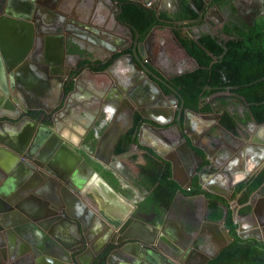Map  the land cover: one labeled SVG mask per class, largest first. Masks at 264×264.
<instances>
[{
    "label": "crops",
    "instance_id": "0c3cea01",
    "mask_svg": "<svg viewBox=\"0 0 264 264\" xmlns=\"http://www.w3.org/2000/svg\"><path fill=\"white\" fill-rule=\"evenodd\" d=\"M114 12L115 6L107 0H5L0 7V57L6 61L11 57L7 64L21 57L22 51L30 45V35L22 31V22L33 27V45L26 59L30 63L19 70L24 84L21 88L17 85V88L23 96L18 93L17 97L26 106H48V103L51 106L45 96L55 82L48 80V76L61 72V68L64 72L82 76L79 101L84 104L80 108L83 113L69 119L87 134L82 138L78 133L72 134L73 150L124 199H130L131 204L138 203L141 207L149 195L136 184L140 167L145 163L146 149L163 168L169 167L170 178L181 191H188L194 179L200 185L198 173L201 171L204 186L200 187L203 191L210 193L220 187L232 195L239 185L264 169V124L250 121L245 125L239 124L236 134L225 132L216 115L221 116L218 111L223 107L219 101L223 99L228 100L230 105L226 109L232 112L228 94L220 97L217 105L214 97L207 100L211 113L186 111L179 115V108L173 107L178 104L176 97L166 95L162 100L144 73L137 72L132 61L134 36L115 20ZM152 34L150 43L156 41L154 31ZM160 39L167 54L179 63L181 55L178 49L186 52L173 34L163 33ZM108 58H113L110 74L104 75L94 69L96 63L107 62ZM163 62L160 60L164 72L173 75ZM1 64L4 65L3 60ZM194 64L193 69L185 72L195 70ZM72 102L76 103L73 99ZM237 103L238 106L243 105L239 100ZM51 108L53 112L57 110L55 106ZM135 116L142 121L136 133L137 144L117 154L118 141L133 127ZM17 121L14 120V125L4 124L3 130L0 128V137L9 141L23 133L27 123ZM90 136L93 141L89 140ZM185 141L191 151L185 147ZM1 148L6 147L0 144ZM5 158L6 154L0 155V169L8 167ZM210 163L212 169L207 170ZM49 174H46L47 178H53ZM101 191L104 199L95 196L99 208L107 219L117 224L122 217V207H127V204L117 195L102 188ZM49 192V185L45 189L39 187L35 197L46 201ZM176 199L182 204H199L198 215H204L201 197L179 194ZM181 208V211L177 208L174 212H162L159 220V225L162 222L158 229L159 238L174 247L193 240L196 235H191V230L185 228L186 215L192 214V209ZM142 212L148 213L144 208ZM201 222L206 224L204 219Z\"/></svg>",
    "mask_w": 264,
    "mask_h": 264
},
{
    "label": "water",
    "instance_id": "95a60500",
    "mask_svg": "<svg viewBox=\"0 0 264 264\" xmlns=\"http://www.w3.org/2000/svg\"><path fill=\"white\" fill-rule=\"evenodd\" d=\"M107 1L115 6L114 18L119 22L116 12L123 2L125 4L127 1ZM132 4L153 12L141 2H132ZM124 26L134 36L132 61L137 72L145 71L157 82H163L164 87L167 88L169 85L165 81L142 64L143 55L140 52L136 30ZM21 27L23 32L30 35L28 49L22 51V56L17 57L10 65L6 62H9L11 57L8 61L0 57V128L3 130L4 124L14 125V120L19 117H22V121L28 126L23 133L9 141L0 137V144L6 147L0 149V155L6 154L5 159L8 161L7 169H0V264H83L82 258L87 254L82 252L83 241H86L89 235L96 234L98 235L97 250L88 254L92 261L96 256L103 254L106 264H115L117 260L122 263L126 254H131L144 264H182L153 249L152 246L157 245L160 240L158 229L162 225V222L159 225L160 219L157 218V214L151 213L152 220L137 216L140 205L131 204L130 199H124L81 155L73 150L75 147L71 142L72 134L78 133L80 138L87 134L79 130L69 119L77 118L83 113L80 108H83L84 104L81 105L79 101L82 76L71 71L64 72L62 68L61 72L48 76V80L55 82L46 96L51 106L48 103V106L33 108L23 105L16 98L17 92L13 90L15 75L19 71L17 68L28 64L29 61L26 59L33 45V27L27 26V22H22ZM155 28L150 31V35ZM2 60L4 65L1 64ZM5 65L7 66L3 68ZM88 71L92 72L90 68ZM107 72L102 73L107 75ZM64 82L66 85H63ZM71 84V90L67 91ZM154 86L163 100L166 95L162 87L158 83ZM169 89L174 96H177L173 89ZM72 99L76 103H73ZM60 103V109L53 112L51 107H56ZM185 112L181 104L179 115ZM216 119L220 120V115H216ZM185 147L189 149L186 141ZM206 169H212V163ZM49 173L53 178H47L46 174ZM198 174L200 186L203 188L201 171ZM48 185L50 186L48 199L46 197V201L37 200L35 193L39 191V187L45 189ZM101 188L105 192L117 195L127 204V207H122V217L118 219L117 224L107 219L99 208L95 196L105 198ZM179 194L181 191L176 193L175 198ZM99 196L96 197L100 199ZM198 197L204 200V209L207 210L205 196ZM146 215L148 216V213ZM205 219L209 223H220L209 221L207 216ZM122 241L129 243L120 249L114 248L113 252L106 254L109 245L119 244ZM209 259L211 258H207L204 264Z\"/></svg>",
    "mask_w": 264,
    "mask_h": 264
},
{
    "label": "trees",
    "instance_id": "16d2710c",
    "mask_svg": "<svg viewBox=\"0 0 264 264\" xmlns=\"http://www.w3.org/2000/svg\"><path fill=\"white\" fill-rule=\"evenodd\" d=\"M217 6H227L228 0H214ZM204 5L202 0H182L180 12L170 16L154 12H148L132 3H123L117 18L119 23L136 30L141 41L155 27H170L177 42L185 50L186 54L196 63L197 68L172 77L167 84L177 96L178 106L183 104L184 110L194 113H211V106L207 100L221 94H228L231 99L242 102L243 113L238 115L229 112L226 107L230 105L223 99L219 104L221 113L219 124L226 131L236 134L239 124L254 122L257 125L264 124V22L249 28L246 25H227L224 32L228 35L222 40L210 34H202L191 38L185 29L192 28L201 23L199 13ZM97 71L107 69L111 61L96 63ZM162 87V86H161ZM162 87L167 96H173L169 88ZM72 88V84L69 89ZM68 89V90H69ZM67 90V91H68ZM220 106V107H221ZM142 121L138 116L134 117L133 127L122 135L118 141L115 152H126L132 145L137 144L136 133ZM92 140V136L89 137ZM144 165L140 167L137 186L149 192L146 200L141 204L148 213H155L161 219V213L171 207L176 193L181 191L177 184L171 180L169 167L163 168L159 160L146 149ZM264 185V169L252 176L246 183H242L233 192L231 199H237L238 205L247 203L250 195ZM185 197L203 195L207 199V219L220 221L224 216V209L229 210L227 201L212 193L201 189L198 181L193 180L188 191H181ZM249 212V207L244 213ZM226 225L235 237L231 213H228ZM105 255L98 264H103ZM206 264H264V244L252 241L235 239L224 248L215 258Z\"/></svg>",
    "mask_w": 264,
    "mask_h": 264
},
{
    "label": "flooded vegetation",
    "instance_id": "af4514ba",
    "mask_svg": "<svg viewBox=\"0 0 264 264\" xmlns=\"http://www.w3.org/2000/svg\"><path fill=\"white\" fill-rule=\"evenodd\" d=\"M126 1L127 3H129V1H131V3L141 2L147 5L150 9H152L157 16H160L161 14L170 15V16L177 15L180 12V8L182 5V0H126ZM202 1L204 2V5L201 7L200 11L197 9L196 6H192L195 9V11L199 13V17H200L199 20L201 21V23L197 26H194V28L204 27V29L201 30L214 31L215 28L218 27L223 35L228 36L224 32V28L227 25L228 26L230 24L246 25L249 28H255V26H257L260 23V20L264 18V0H228L227 6L226 5L217 6L213 4L214 0H202ZM4 4H5V0H0V7L3 6ZM186 32L188 33L189 36L191 35L187 29ZM152 33L150 35L149 32V34L145 36V39L143 41H140L138 39V43L140 45L139 46L140 52L143 55L141 62L146 69H148L153 74H155V76H157L158 78H160L161 80L167 83L175 75H168L163 70L160 69L161 66L160 59L158 58L157 51L154 48L156 44L149 42V40H152L153 38ZM203 33L209 34L207 32H202L196 37H192V36L190 37L195 39L200 35H202ZM108 59H110L108 61H111V59L113 58H108ZM109 67L107 68L108 70L105 69L101 71V73L109 71L107 72V74H110ZM17 69L20 70L21 67H18ZM140 73H144L146 79L150 83H152L153 86L156 83H158L162 87L164 86L163 82L162 83L157 82L147 73H145V71H142ZM20 75L22 76V74L19 71L15 75V79H14L15 89L13 90V92H17V94L15 95L18 100H20L17 97L18 93H20L22 96L23 93L20 90H18L17 85L19 86V88H21L22 85L24 84L22 83ZM63 85H66V82H64ZM59 95L61 96V94ZM63 95L65 97V94ZM24 99L27 98L24 96ZM36 107L37 106H34L33 108ZM189 112L193 113L192 111ZM17 120H18L17 123L20 124L24 122L22 121V117H19ZM212 190L213 191L211 192H214L215 193L214 195L227 201L229 205V210H224L223 219L220 221H215L220 223L213 224L207 222V220L205 219V217L207 216V210L204 209V215L199 216L197 210L199 208V204L198 205L194 204V202H188L186 204H182L177 201L176 199L177 197H176L168 211L174 212L176 211L177 208L181 211L182 209L181 207H184L186 210L192 209L194 213L192 212V214L188 213L186 215L187 219L185 222V228L191 230V235L196 234L195 238L193 240H188L183 244H178V247H174L159 238L160 240L157 242V245L152 246L153 249H155L158 252H162L163 254H165L166 256H168L170 259H172L177 263L181 262L182 264H204L207 258H211V259L215 258L224 248H226L232 242H234L235 239H239L244 242L252 241L259 244H264V185L257 191L253 192L250 195L247 203L241 206L238 205L237 203V199L242 196L241 193L237 196L236 200H232L231 199L232 195L226 192L225 190H222V188L217 187L216 190L215 189ZM247 207H249V212L244 213V209ZM140 209L137 211V216L138 215L144 216V218H146L147 220H152L153 215L151 213H148V216L147 215L145 216V213L142 212L143 208L140 207ZM229 212L231 213L233 225L235 226V233H236L235 237L232 236L231 230L225 223ZM202 219H204L206 224H203L201 222ZM97 238H98L97 234L95 236L89 235L88 239L86 241H83L82 252L87 253L86 256L82 258L83 264H98L101 261L103 254L96 256L93 261L89 258L88 255L89 253H94V251L97 250ZM127 243L129 242L122 241L119 244L112 245L113 247L109 245V247L106 248V254L113 252L114 248L120 249L124 247L125 245H127ZM141 263L144 264V262L138 260L137 257L132 256L131 254H126V257H124V262L119 263V261L117 260L115 264H141ZM27 264H31V263H27ZM103 264H106V262L104 261Z\"/></svg>",
    "mask_w": 264,
    "mask_h": 264
},
{
    "label": "rangeland",
    "instance_id": "374dc122",
    "mask_svg": "<svg viewBox=\"0 0 264 264\" xmlns=\"http://www.w3.org/2000/svg\"><path fill=\"white\" fill-rule=\"evenodd\" d=\"M117 14H118V11L116 12ZM117 14H116V17H117ZM260 21H263L264 22V18L263 19H261ZM206 27V26H205ZM201 29H204V27H200V28H194V27H192V28H188L187 30L190 32V36H192V37H196L197 35H199L200 33H202V32H207V33H209L210 35H213V36H215V37H218V38H220V39H222V40H226L228 37L226 36V35H223L222 33H221V31H220V29L218 28V27H216L215 28V30L214 31H212V30H207V31H205V30H201ZM185 31H186V29H185ZM154 33H155V35H154V37H155V39H156V41H154L153 40V43L154 44H156V46L154 47L155 48V50L157 51V55H158V58L161 60V61H164V62H166L165 64H164V67L167 69V71L170 73V74H178V73H180V72H185V71H187V70H191V69H193L194 67H195V64H194V62H193V60H191V59H189L187 56H186V54L182 51V50H180V48L178 49V54L179 55H181V58H180V62L179 63H177L174 59H172V57L169 55V53L167 54V50H165L164 48H163V43L161 42V39H160V37H162V35H163V33H171V34H173L172 33V28H170V27H165V28H162V27H157L155 30H154ZM161 35H160V34ZM164 50H163V49ZM182 48V47H181ZM168 55V56H167ZM163 62V63H164ZM160 69L161 70H163L164 71V69H163V65L161 64V66H160ZM224 96H228L227 94H221V95H216V96H214V98H215V103H216V105L218 104V99L220 98V97H224ZM46 97V96H45ZM225 97V98H226ZM229 97V96H228ZM42 99H43V97H42ZM45 99V98H44ZM56 99H57V94H56ZM55 99V100H56ZM230 100H231V106H232V112H235V113H237L238 115H242V113H243V106H238L239 105V103H237V100L235 99H231L230 98ZM61 107V103L60 104H58L57 106H56V109H58V108H60ZM174 108H179V106H178V104L176 103L174 106H173ZM186 111H188V110H186ZM112 182H114L113 180H112ZM115 184V183H114ZM115 187L117 188V186L115 185ZM235 203V202H234ZM233 203V204H234ZM235 207V206H234Z\"/></svg>",
    "mask_w": 264,
    "mask_h": 264
},
{
    "label": "bare ground",
    "instance_id": "6f19581e",
    "mask_svg": "<svg viewBox=\"0 0 264 264\" xmlns=\"http://www.w3.org/2000/svg\"><path fill=\"white\" fill-rule=\"evenodd\" d=\"M3 31V30H2ZM28 127V126H27Z\"/></svg>",
    "mask_w": 264,
    "mask_h": 264
}]
</instances>
